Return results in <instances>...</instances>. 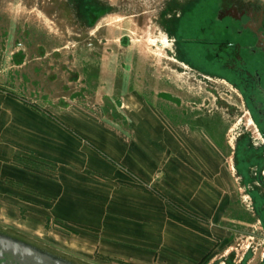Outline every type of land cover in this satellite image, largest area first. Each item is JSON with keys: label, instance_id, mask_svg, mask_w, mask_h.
<instances>
[{"label": "rangeland", "instance_id": "374dc122", "mask_svg": "<svg viewBox=\"0 0 264 264\" xmlns=\"http://www.w3.org/2000/svg\"><path fill=\"white\" fill-rule=\"evenodd\" d=\"M174 1L186 0H0V89L49 117L66 143L62 163L28 160L50 191L0 226L88 264H137L132 249L187 241L174 227L185 209L162 188L173 162L206 163L189 177L214 182V165L226 168L229 231L205 264H264V228L233 164L251 121L233 88L160 51L155 27Z\"/></svg>", "mask_w": 264, "mask_h": 264}, {"label": "crops", "instance_id": "0c3cea01", "mask_svg": "<svg viewBox=\"0 0 264 264\" xmlns=\"http://www.w3.org/2000/svg\"><path fill=\"white\" fill-rule=\"evenodd\" d=\"M65 152L64 137L62 138L56 129L52 130L49 117L46 118L36 113L32 105L12 96L6 90L0 89V218L15 219L17 216L16 208L20 206L34 207L31 204L35 200L32 195L34 192L45 193L50 191V186L48 187L50 181L43 176L44 171H40L38 167L39 170L34 169L35 164L28 160L33 161L37 158L42 163H50L51 161L62 163ZM210 163L212 164V162ZM195 165L173 162L172 168L176 170L172 171L170 190L162 188L165 194L171 195L185 209L186 214L175 211L174 215L177 217V221L174 227L176 230L187 234V241H180L178 238L170 236L166 240L167 243H163V245L160 243L154 248L150 247L149 249L155 250H150L151 253L139 250L137 252L132 249L128 254L135 259L130 260L133 263L205 264L211 257L217 240L222 241L224 239V235L229 231L226 205V168L214 165L219 171L218 175L214 176V182H212L211 179L204 178V172H202L203 178L189 177L192 173L188 170L190 168L204 170L212 168V165L206 163L203 165L207 166L202 167ZM206 174L207 176L210 175ZM238 184L242 191L240 181ZM19 188L26 192L21 191L23 193H20ZM29 192H31L30 195ZM251 199L254 202L255 210L253 216L264 228V208H262L264 196L261 198L252 196ZM258 202L261 203L260 208H257ZM196 218H203V224L198 222ZM29 222H32V219ZM137 228L139 233L144 232L143 224ZM129 231L135 230L130 226ZM163 250L161 259L158 258V261L155 262L156 254L158 252L160 254ZM167 251H169V257L163 256ZM165 258L167 263L162 260ZM206 264H210V262Z\"/></svg>", "mask_w": 264, "mask_h": 264}, {"label": "flooded vegetation", "instance_id": "af4514ba", "mask_svg": "<svg viewBox=\"0 0 264 264\" xmlns=\"http://www.w3.org/2000/svg\"><path fill=\"white\" fill-rule=\"evenodd\" d=\"M179 2L169 4L174 12L155 27L159 49L171 52L186 71L236 91L251 123L237 134L233 164L249 198H261L256 187L264 186V0ZM246 262L247 256L237 263Z\"/></svg>", "mask_w": 264, "mask_h": 264}, {"label": "water", "instance_id": "95a60500", "mask_svg": "<svg viewBox=\"0 0 264 264\" xmlns=\"http://www.w3.org/2000/svg\"><path fill=\"white\" fill-rule=\"evenodd\" d=\"M0 264H88L0 226Z\"/></svg>", "mask_w": 264, "mask_h": 264}, {"label": "trees", "instance_id": "16d2710c", "mask_svg": "<svg viewBox=\"0 0 264 264\" xmlns=\"http://www.w3.org/2000/svg\"><path fill=\"white\" fill-rule=\"evenodd\" d=\"M263 206H264V204H263Z\"/></svg>", "mask_w": 264, "mask_h": 264}]
</instances>
